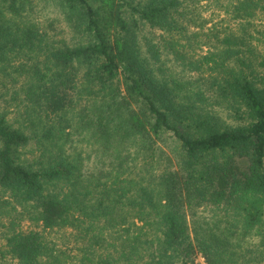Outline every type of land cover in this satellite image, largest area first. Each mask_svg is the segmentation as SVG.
Wrapping results in <instances>:
<instances>
[{"label": "trees", "instance_id": "trees-1", "mask_svg": "<svg viewBox=\"0 0 264 264\" xmlns=\"http://www.w3.org/2000/svg\"><path fill=\"white\" fill-rule=\"evenodd\" d=\"M30 1L0 0V264H264V0H57L73 42Z\"/></svg>", "mask_w": 264, "mask_h": 264}, {"label": "rangeland", "instance_id": "rangeland-1", "mask_svg": "<svg viewBox=\"0 0 264 264\" xmlns=\"http://www.w3.org/2000/svg\"><path fill=\"white\" fill-rule=\"evenodd\" d=\"M209 1L210 0H200L197 7V12L203 18L210 20L209 24L220 22L223 13L217 11L215 7H208L207 3H209ZM30 2L32 9L29 12V18L32 21L36 22L40 27H45L50 34H58V36L63 37L67 41L73 40L75 36L73 35L71 29L68 27L65 16L62 12L61 7L58 5L57 0H31ZM256 24L261 25L262 23L259 20V22H256ZM261 49H264V43L261 44ZM166 150L170 152L169 148H167ZM68 232V230H60L57 232L50 231L47 233V235L49 239L55 242L57 247L63 248L71 242L70 237L67 238L66 236ZM196 260L200 264H205L203 258L199 255L197 256ZM7 264L16 263L13 261H8Z\"/></svg>", "mask_w": 264, "mask_h": 264}]
</instances>
